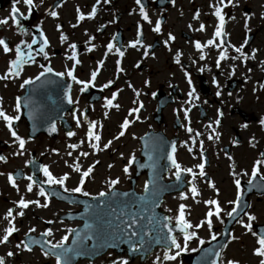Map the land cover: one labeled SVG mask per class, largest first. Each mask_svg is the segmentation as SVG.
<instances>
[{
	"label": "flooded vegetation",
	"instance_id": "obj_1",
	"mask_svg": "<svg viewBox=\"0 0 264 264\" xmlns=\"http://www.w3.org/2000/svg\"><path fill=\"white\" fill-rule=\"evenodd\" d=\"M141 3L151 22L143 19L136 0H34L35 6L30 13L21 0L16 6L29 18L18 17L21 25L17 27L10 18L14 0H0V20L9 19L7 25H0V39L13 49L6 54L0 46V76L8 72L17 45L23 47L22 42L38 41L31 49L34 62L29 60L25 63L19 77L0 80V106L7 115L20 116L13 122V129L26 141L25 148L20 150L6 122L0 119V156L6 158L0 160V238L9 227V220L5 219L9 209L13 210L14 223L19 229L7 244H0V257L4 258L5 264H56L54 256L44 255L45 249L50 248L47 242H59L69 234V229L82 226L88 201L99 197L100 192L109 195L130 189L134 170L129 167L130 156L122 152L128 146L126 131L117 139L126 119L130 128L137 126L134 136L138 146L136 158L141 157L142 138L151 131H161L169 139L177 137V157L182 148V133L192 135L194 141L200 138L199 143L190 142L189 151L185 149L192 173L185 171L188 166L178 159L181 170L186 173L184 184L187 189L184 193L191 192L193 185L197 189L200 182L216 180L214 173L223 175L224 171L228 172L227 167L221 169V163L226 161L231 165L230 187L234 195L238 190L235 180L240 179L241 185L247 183L252 178L256 161L264 160V0H232L231 3L224 0L223 4L220 0H141ZM213 5L223 8L222 37L214 36L219 19L214 14ZM93 7L97 9L95 18H87ZM77 9L85 14L84 21L78 20ZM49 11L57 12L58 17H52ZM197 13L198 19L195 18ZM158 23L159 33L154 31ZM201 25H204V30L198 31ZM61 35H66L67 41H62ZM170 36L175 39H170ZM45 37L49 42L47 46L43 43ZM213 39L216 44L207 46V41ZM221 39L223 44L218 47ZM137 40L140 43L132 47ZM197 42L206 45L202 51L195 47ZM110 43L114 45L111 52L107 47ZM71 44H75L76 49H71ZM41 47L45 48L47 59L39 53ZM236 48H242L244 55L237 53ZM225 50L227 58L220 61L219 57ZM24 51L27 53L28 49L24 48ZM120 52L124 55L120 56ZM69 55L76 56L81 63L69 60ZM201 55L205 58L201 59ZM48 67L53 72H46ZM71 69H74L78 80L85 82L90 81L92 72L96 71L94 86L90 84L82 90L84 85L67 75ZM42 71L45 75L39 79L42 82L39 103L41 128L51 131V134L42 132L31 137V125L24 116L22 104L19 113L15 106L18 97L21 103L23 100L33 103L29 101L34 98L33 94L23 97L27 85H21L28 79L36 82ZM57 72L65 75L57 76ZM51 77H56L55 81L43 85V81ZM106 84L109 87L105 88ZM193 88L195 91L190 96ZM69 96L73 100L71 104L66 103ZM113 96H116L113 104H118L119 108L105 107ZM248 96L253 105L263 107L258 121L249 116L247 109L238 107L243 102L248 104L240 102ZM49 98H60L66 103L64 119L53 121L54 109ZM133 108H138L139 112L130 115ZM217 120L219 125L215 123ZM256 122L260 129L257 138L254 137L255 132H249L250 124ZM52 123L55 131H52ZM91 123L97 125L93 131L101 136L100 150L93 149L91 144L96 142L88 139ZM70 132L75 135L69 136ZM217 134L218 138L209 139L210 135L216 137ZM109 141L111 146L105 148ZM74 144L78 147L71 148L70 145ZM18 151L23 154L16 155ZM82 152L88 155H80ZM143 162L141 159L140 163ZM201 163L205 164L204 176L199 175L198 165ZM239 163L244 167L235 166ZM77 166L80 172L75 171ZM44 167L58 178L67 174L69 179L64 186L49 185L45 183ZM90 167L91 174L83 178V190L90 195L72 191L79 186L83 172ZM125 167H129L128 173L124 172ZM175 173L176 170L169 171L165 179L175 180ZM193 173L196 174L195 179ZM9 174L16 178L17 187L12 186ZM258 174L264 178V164H261ZM27 176H33L35 181L32 192L27 191V185L31 183ZM112 180H119V183L110 187ZM146 180L145 175L138 179L139 189L144 188ZM41 188L48 196L39 195ZM21 198L38 200L47 207L30 203L27 209H23L24 216L20 217L17 213L21 209L17 205ZM249 201L250 209L244 221L247 223L248 216L254 215L257 219L252 222L253 226L264 224V210L262 215L258 210L264 199L257 201L252 197ZM223 220L224 215L216 222L221 224ZM48 229L52 230L53 236L42 235ZM219 234L217 231L216 237ZM249 238L256 249L257 237L249 233ZM72 240L73 233L66 245ZM32 241L38 243L33 244ZM210 241L211 237L203 245ZM21 242L28 243L32 251H27L22 245L18 248ZM179 243L183 244V237ZM196 251L188 242V250L181 252L174 261L163 260L165 252L160 250L143 262L109 252L94 262L79 261L75 264H114L125 259L129 264H155L157 257H161V264H190L189 259L195 256ZM8 252L14 255L8 256ZM175 253L176 250L171 254ZM251 257L255 259L254 264H260L261 257L254 252Z\"/></svg>",
	"mask_w": 264,
	"mask_h": 264
},
{
	"label": "snow or ice",
	"instance_id": "obj_2",
	"mask_svg": "<svg viewBox=\"0 0 264 264\" xmlns=\"http://www.w3.org/2000/svg\"><path fill=\"white\" fill-rule=\"evenodd\" d=\"M20 2H21V0H14V4H13V7H12V11H11V17H10L11 20L15 23V25L17 27H20V25H21V20L18 17L23 16V19H28L29 18L28 16H24L22 13H20V9L16 6ZM22 2H23V4H25L28 7L29 13H30L32 8L35 6L34 5V0H22ZM223 2H224V0H220L221 4H223ZM229 2L231 3L232 0H229ZM136 3H137V5L140 6V11H141V14L143 16V19L145 21H149L148 14L144 10V5L141 3V0H136ZM213 7L215 8V13L214 14L219 19V26L216 28L214 36L215 37H222L224 35L223 29H224V22H225V17L222 14L223 8L220 7V6H217V5H213ZM77 11L79 13L78 20L79 21H84L86 19L85 14L83 12H80L79 9H77ZM96 14H97V9L95 7H93L87 18H95ZM49 15H51L54 18L58 17V13L55 12V11H49ZM195 18L196 19L199 18V13L196 14ZM149 22H151V21H149ZM8 23H9V19L0 20V25H7ZM73 27H76V25H73ZM197 30L198 31H203L204 30V25H201L200 28L197 29ZM154 31L157 32V33H159L161 31L159 23L156 25ZM25 34H26V30H25ZM67 39H68V37L66 35H61V40L62 41H67ZM170 39L174 40L175 37L174 36H170ZM37 42L38 41L36 39H33L32 43H27L25 41V42H22L23 47L21 45H17L15 47V58L10 61V67L8 69V72L5 75L0 76V80H7L10 77H19L20 74H21V70H22L23 65L25 63H27L29 60L34 62V57L32 56L31 49H32V45L37 43ZM43 43H44L45 46L48 45L49 42H48L46 37H45ZM139 43H140V41L137 40L131 46L132 47H136V45L139 44ZM215 44H216V41L214 39L207 41V46H212V45H215ZM222 44H223V40L221 39L220 45H217V46L218 47L222 46ZM0 46H2V50L6 54L7 53H11L13 51V49L9 47V44L4 39H0ZM205 46L206 45H202L199 42H197L196 45H195V47L198 50H201V51L203 50V48ZM107 47H108V51L111 52L113 47H114V45L110 43V44H108ZM24 48L28 49L27 53L24 51ZM70 48L71 49H76V45L75 44H71ZM235 51L237 53H240L241 56L244 55L242 48H236ZM39 53L44 54L46 59L48 58V54L45 52V48L44 47H41L39 49ZM119 54H120V56L124 55L123 52H120ZM200 58L204 59L205 57L203 55H201ZM226 58H227V55H226V50H225V52L220 55L219 60L222 61V60H224ZM68 59L69 60H74L76 64H80L81 63L80 60L74 55H69ZM245 59H247V57H245ZM177 63H179V60H177ZM41 67L43 68V65H41ZM217 67H219V61L217 62ZM46 72L51 73V72H53V69L51 67H48L46 69ZM43 75H45V72L42 71L40 73V75L36 77V80H39L40 77L43 76ZM55 75L64 76L65 73L57 72V73H55ZM67 75L70 76L71 79L73 81H75L76 83L84 85V89H82V90H86L87 87L90 84L92 86H94V82H95V80L97 78L98 73L96 71H93L92 74H91L90 81H87V82L78 80L77 77L74 75V69L69 70L67 72ZM188 82H189V84H191V79L190 78H189ZM33 83H34V81L32 79H28V80L24 81V84L21 85V87H24V85H30V84H33ZM104 87L105 88L109 87V84L104 85ZM194 91H195V89L193 88L192 92H190L189 95L192 96ZM219 94L220 93L218 92L217 95H219ZM115 99H116V96H113L112 99H109L107 101V104L105 105V107L112 106V107L119 108L118 104H115V105L113 104V100H115ZM68 103L69 104L73 103V100H72L71 96L68 97ZM142 106L143 105L141 104V107ZM20 109H21V101H20V98L18 97L17 100H16L15 110H16L17 113H19ZM138 112H139L138 108H133L129 114L131 115L132 113H138ZM221 115H222V113H221ZM136 118L139 119V116H137ZM0 119L4 120L6 122V126L10 130L12 137H14L15 140L18 142L19 149L23 150L25 148L26 141L23 138H21L17 134V132L13 129V122L14 121H18L20 119V116L19 115H16V116L7 115L5 113V111L3 110L2 106H0ZM77 123L79 124V119L78 118H77ZM215 123L217 125H219L220 121L217 120ZM129 126H130V122L126 119L123 122V124L121 125V128L123 130L119 133V136L117 137V139H119V137L125 135V131L129 128ZM96 127H97V125L95 123H91L89 131L87 133V136H88V139H89L90 142L93 141V140L96 142V143H92L91 147L93 149L100 150L99 141L101 140V136L95 134V132L93 131ZM55 130H56L55 126L53 125L52 131H55ZM188 131L192 132V129L188 128ZM68 135L72 136V135H75V133H71L70 132ZM218 136H219V134H217L216 137H213V136L210 135L209 139L211 140V139H214V138H218ZM81 143H83V141H81ZM201 145H202V142H201ZM110 146H111V141H109L108 144L105 145V148L110 147ZM70 147L71 148H76V147H78V145L74 144V145H70ZM175 152H176V147H175V145H173L172 146V153L174 154ZM22 154H23L22 151H18L16 153V155H22ZM69 155H71V153H69ZM80 155L87 156L88 153L87 152H82V153H80ZM5 159H6L5 157L0 156V160H5ZM149 159H151V157H149ZM168 159L171 161L172 166L176 169V173H175L176 179L180 180V178H181V165L179 163H177L174 155H170L168 157ZM135 160H136V158H135V155L133 154V156L131 157V160L129 162V166H131L132 163H135ZM29 163H32V161H30ZM261 164H264V160H257L256 161L255 167H254V169H253V171L251 173L252 179L248 181V183L250 185L252 184L253 180L256 179V177H257V175L259 173ZM198 168L200 169L199 175L200 176H204L205 175V172H204L205 164L204 163L199 164ZM42 171H43L44 176L47 178L45 183H47L49 185L64 186L65 182L69 179V176L67 174H65L63 177H59V178L54 176L51 173V171L48 169V167H44L42 169ZM75 171L76 172H80L81 171L80 167L77 166L75 168ZM128 171H129V167H125L124 172L128 173ZM185 171H187L189 173H192V169H190V168L186 169ZM91 172H92V168L91 167L88 170L84 171L83 175H82V178L80 180L79 186H77L74 189H72V191L77 192V193H82L84 196L90 195L88 192L83 190V185H84V179L83 178L84 177H88L91 174ZM246 174L247 173H245V175ZM0 175H2V173H0ZM195 177H196V174L193 173V179H195ZM8 179L11 182L13 187H17L16 178L14 176L9 174ZM26 179L31 182V183H29L27 185V191L28 192H32L33 191V185L35 184L33 176H27ZM118 183H119V180H112V181L109 182V185H110V187H114ZM150 183H152V181H149V183L145 184V187H144L145 193L149 192V184ZM235 185H236L237 189L239 190V192H238L237 198L234 201H229L230 204H234L235 205V207H233L232 210L227 213V215L229 217H234L235 215H237L238 214L237 210L241 206V197L243 195V189L241 188L240 179H236L235 180ZM211 187L215 188V184L214 183L211 184ZM64 191L67 192L68 189L66 187H64ZM191 191H192V193L194 195H198L197 189H196V187L194 185H193ZM39 195L40 196H45V197L48 196V194L44 191L43 188L40 189ZM112 195L116 196L118 194L113 192ZM123 195L127 196L128 193H123ZM99 196L100 197H105V196H108V193L107 192H100ZM182 198L186 199L187 197L184 196ZM140 199L144 200L145 197H140ZM30 203L37 204L38 206H41V207H47V204L41 205L38 200L37 201H26L24 198H21L18 201V205H17L18 208L21 209V210L17 213V215H19L20 217H23L24 214H25L23 209H27L29 207ZM205 203L207 205H209V206H214V207H210L208 212L206 213L205 220L199 222L196 225H193L192 223H190L185 218V207L186 206L181 204L180 207H179L178 216L175 218V225L174 226L171 223L172 220H173V217H165L164 221H156L154 217H148L147 218L148 224L152 225L153 227L148 228V230L145 231L144 230V226L140 225V220L143 219V217L139 213H132V214H127L128 215L127 220L121 221V223L123 224V228L121 230L126 235V237H127V241L126 242H128L130 244V247H131L132 251H138L139 249L137 248V244L139 245L140 248H143L144 244L146 243V239H145L146 237H151L153 231H157L158 232L161 229L166 228L168 235H167L166 238H162V239H166V242H168L169 246H168L167 250L165 251L163 260L174 261V260L177 259V257L181 254L182 251H187L188 250V242L189 241H191L193 238H198L197 237V233L195 231H190L191 229L204 227L205 223L207 224V226L209 228H211L213 226V219L212 218L214 216L216 218H220L221 212L223 211V209L221 208V206L219 204V201L210 199V200H207ZM5 219L9 220V227H7L5 229V234L2 236V238H0V244H7L9 242V238L14 233L19 231V229L15 226V223H14L15 216L13 214V210L12 209L8 210V212H7L6 216H5ZM256 219L257 218L254 215H249L248 216V221H249L248 223H245L243 220H241L240 223L242 224V226L249 233H251L254 237H257L258 247L255 249L254 254L259 256V257H261L260 264H264V234H258L257 232L253 231V223L252 222L255 221ZM221 222H223V221H221ZM49 223H51V221ZM157 223L160 224L161 229H156L155 228V224H157ZM91 227H92V225L85 224V229H89ZM118 227H119V225H118ZM174 228L178 229L179 232L183 235V244L179 243L178 240H177V236L175 234H173L174 233ZM30 231L34 232L35 229H30ZM73 232H76V240L73 241V243L76 244L77 242H80L82 240L80 232L76 231L75 229H69L68 230L69 234L65 235L62 238V240H60L59 242H56V243H51V241L47 242V243L50 244V248H49L48 251H46L44 253V255L45 256H50V255L54 256L55 260H56V264H69L68 254L73 252L74 249L73 248H66L65 245L68 242L69 235H71ZM42 235L46 236V237H51V236H53V232H52L51 229H48L46 232L42 233ZM136 237H139V239L136 240L135 243H133V240ZM211 238H212V240H216L217 239L215 234H212ZM83 239H91V236H87L86 235ZM233 239H235V236H233ZM155 242L157 244H159L161 242V240L160 239H156ZM199 242H200L201 245H203L205 243L204 240H200ZM32 243L35 244V243H38V242L37 241H32ZM21 245L27 251H32V248L30 247V245L28 243L21 242V244H18L17 247L19 248V247H21ZM173 247L175 249H177L175 255L171 254ZM193 250L195 251V249H193ZM7 255L8 256H13L14 253L8 252ZM216 255L219 256L220 254L216 253ZM0 264H5L4 258H2V257H0ZM114 264H129V262H128V260L125 259V260H122V261H119V262H114ZM155 264H161V257H157ZM228 264H235V262L234 261H229Z\"/></svg>",
	"mask_w": 264,
	"mask_h": 264
},
{
	"label": "rangeland",
	"instance_id": "obj_3",
	"mask_svg": "<svg viewBox=\"0 0 264 264\" xmlns=\"http://www.w3.org/2000/svg\"><path fill=\"white\" fill-rule=\"evenodd\" d=\"M242 101H246V102H248V104L244 103V102L242 104L239 103L242 106L238 105V107H240V108H242L244 110L247 109L246 111L249 114V116H251V118H255L258 121L259 120L258 118H259V116H260V114H261V112L263 110V107L261 105H258V104H254L253 105V101L251 100L250 96L245 97V100L242 98L240 102H242ZM255 124H250L249 132H250V134L255 132L254 137L257 138L260 129L257 127V122ZM137 147L138 146H137V143L135 142V140L128 141L127 148L126 149L123 148L122 152L123 153L126 152L127 153V157L129 155H131V154L137 155V153H138ZM116 157H117V155H116ZM184 160L187 161V159H184ZM107 161H109V160H107ZM190 161H192V159ZM229 164L230 163L226 162V161H223L221 163V169H222V167L223 168L227 167L228 168V172L224 171L223 175H221L220 172L214 173L215 174V178H216V180H213V183L215 184V188L209 187L206 190V192L202 193L204 196H202L201 203L198 204V205L195 204L197 206H193V207L189 206L190 207V213L193 214L192 217H191L192 221H195V220L199 219L197 212L200 211V210H204V207H202V205L207 200L218 199L222 208H226V206H228V204H229V201H232V199H233V189L230 187V174H229V172H231V165H229ZM191 166H192V164H191ZM235 166L242 167V168L244 167V165L242 163H239V164H237ZM224 179H226L227 181H225V182L222 181ZM218 183H219V185H218ZM173 199H175V198H173ZM258 210H259L260 214L262 215L263 210H264V202L260 204V209H258ZM241 240L245 243L244 248L242 249L239 244L235 243L228 249L226 255H229L230 258H232V259H236V260L239 259V260H241L242 263L246 264V263H248V261L251 258L250 250L253 248L252 247V241H251V239L249 238L248 235L247 236L243 235Z\"/></svg>",
	"mask_w": 264,
	"mask_h": 264
},
{
	"label": "water",
	"instance_id": "obj_4",
	"mask_svg": "<svg viewBox=\"0 0 264 264\" xmlns=\"http://www.w3.org/2000/svg\"><path fill=\"white\" fill-rule=\"evenodd\" d=\"M147 196L148 197H150V196L151 197H154L159 203L161 202V199H162V195H156V194H154V187H152V186L149 187V192H147ZM143 215H144L143 223L140 222V225L141 226H144V230L147 231L148 228H151L152 227V225H149L148 224V220H147V218L148 217H151L152 214L147 213V212H144Z\"/></svg>",
	"mask_w": 264,
	"mask_h": 264
}]
</instances>
